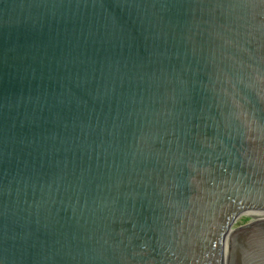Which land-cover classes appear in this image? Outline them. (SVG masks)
Wrapping results in <instances>:
<instances>
[{
  "label": "water",
  "instance_id": "95a60500",
  "mask_svg": "<svg viewBox=\"0 0 264 264\" xmlns=\"http://www.w3.org/2000/svg\"><path fill=\"white\" fill-rule=\"evenodd\" d=\"M0 264H264V0H0Z\"/></svg>",
  "mask_w": 264,
  "mask_h": 264
},
{
  "label": "flooded vegetation",
  "instance_id": "af4514ba",
  "mask_svg": "<svg viewBox=\"0 0 264 264\" xmlns=\"http://www.w3.org/2000/svg\"><path fill=\"white\" fill-rule=\"evenodd\" d=\"M246 221H247V220H246ZM246 221H245V222H246ZM245 222H244V223H245Z\"/></svg>",
  "mask_w": 264,
  "mask_h": 264
}]
</instances>
